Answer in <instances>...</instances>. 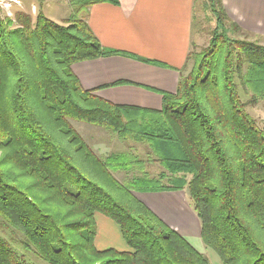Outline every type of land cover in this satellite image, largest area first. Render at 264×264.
I'll use <instances>...</instances> for the list:
<instances>
[{
	"label": "trees",
	"instance_id": "trees-1",
	"mask_svg": "<svg viewBox=\"0 0 264 264\" xmlns=\"http://www.w3.org/2000/svg\"><path fill=\"white\" fill-rule=\"evenodd\" d=\"M101 1L72 0L66 25L40 9L0 18V218L46 264H211L131 192L186 188L199 236L220 264H264V129L239 92L251 104L264 100V46L228 38L225 21L247 32L222 0H207L217 23L211 42L189 51L161 108L114 104L72 71L129 55L102 47L89 28L87 9ZM70 120L146 145L162 170L151 176L130 152L100 159ZM132 167L140 172L132 186L112 176ZM97 213L117 224L127 249L97 248ZM0 264L31 263L0 238Z\"/></svg>",
	"mask_w": 264,
	"mask_h": 264
},
{
	"label": "crops",
	"instance_id": "crops-1",
	"mask_svg": "<svg viewBox=\"0 0 264 264\" xmlns=\"http://www.w3.org/2000/svg\"><path fill=\"white\" fill-rule=\"evenodd\" d=\"M63 1L61 14L58 9L45 13L41 3H32L35 9L30 12L35 15L40 9L55 22L65 21L72 0ZM222 4L232 22L264 39V0H222ZM194 7V0H106L88 7L86 21L101 46L129 55L74 63L72 71L81 87L114 104L160 109L161 92L176 90L195 45ZM185 189L132 193L181 235H200Z\"/></svg>",
	"mask_w": 264,
	"mask_h": 264
},
{
	"label": "rangeland",
	"instance_id": "rangeland-1",
	"mask_svg": "<svg viewBox=\"0 0 264 264\" xmlns=\"http://www.w3.org/2000/svg\"><path fill=\"white\" fill-rule=\"evenodd\" d=\"M32 3H41V8L45 13H49L51 9H58L60 11V14L63 10L65 11V8L63 6V0H0V18L12 19L16 11H23L31 14L30 11L32 9H35L33 8L34 6ZM194 6L195 9L193 29L197 38L195 39V45L193 47L195 48L196 52L200 53L202 49L209 46L211 42V35L213 34L217 23L214 15L212 14V10L208 5L207 0H194ZM35 15H32V17H35ZM56 23L60 25H66V20ZM224 25L226 26L225 35L228 38L235 40H245L247 42H256L264 46L263 38L250 34L247 31V33L243 31H236L234 27L231 26V23L228 21H225ZM185 72L186 71H184V73ZM239 92L242 100L249 102L246 106L247 112L252 117H254L259 126L264 129V100H260L255 104H251L249 101V94L242 91V88L239 90ZM70 123L71 126L75 129V131L82 137V139L89 145L91 150L100 159H107L110 155L116 153L130 152L146 160L145 170L151 176H156L162 170V167L159 165L158 162L150 160L151 153L146 145L133 140H124L119 137L116 133L99 126L76 120H70ZM1 155L2 152L0 151V156ZM127 170L130 171H125L123 169H112L111 172L112 176H114L115 179L121 184L126 186H132V183H130L131 179L137 177L140 172L136 167H132L130 169L128 168ZM133 191L135 190H131V192ZM184 196L187 200V207L193 211V215L196 217V213L192 207L191 200L186 189L184 190ZM95 221V244L97 248L106 249L109 247H114L120 250L127 249V246L121 236L119 228L113 220L97 213L95 216ZM197 221L199 224L198 218ZM199 228L200 224L198 225V229ZM184 237L197 250L204 253L209 258L211 264H220L218 256L211 249L207 248L203 244L198 233ZM0 238L5 239L20 256H22L31 264H46V262L36 253L33 247L26 248L24 246L22 235L18 233V231H16L14 227L4 222L1 218Z\"/></svg>",
	"mask_w": 264,
	"mask_h": 264
}]
</instances>
